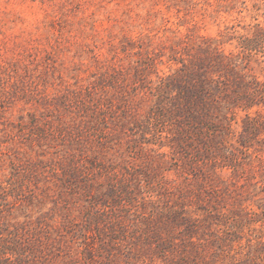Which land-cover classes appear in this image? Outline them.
Returning a JSON list of instances; mask_svg holds the SVG:
<instances>
[{
  "label": "rangeland",
  "instance_id": "374dc122",
  "mask_svg": "<svg viewBox=\"0 0 264 264\" xmlns=\"http://www.w3.org/2000/svg\"><path fill=\"white\" fill-rule=\"evenodd\" d=\"M0 264H264V0H0Z\"/></svg>",
  "mask_w": 264,
  "mask_h": 264
},
{
  "label": "trees",
  "instance_id": "16d2710c",
  "mask_svg": "<svg viewBox=\"0 0 264 264\" xmlns=\"http://www.w3.org/2000/svg\"><path fill=\"white\" fill-rule=\"evenodd\" d=\"M196 92H199L198 90H196Z\"/></svg>",
  "mask_w": 264,
  "mask_h": 264
}]
</instances>
